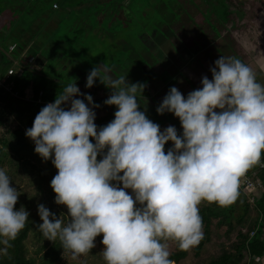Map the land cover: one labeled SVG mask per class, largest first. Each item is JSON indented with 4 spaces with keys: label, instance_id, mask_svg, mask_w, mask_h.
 Masks as SVG:
<instances>
[{
    "label": "clouds",
    "instance_id": "9594fccd",
    "mask_svg": "<svg viewBox=\"0 0 264 264\" xmlns=\"http://www.w3.org/2000/svg\"><path fill=\"white\" fill-rule=\"evenodd\" d=\"M214 65L202 87L185 97L172 86L156 109L178 117L182 134L171 125L162 130L140 110L138 95L146 84L114 77L102 63L89 72L86 87L99 79L111 90L104 101L116 106L109 123H95L94 109L101 105L76 83L42 107L26 136L35 153L58 170L51 187L55 203L67 208L65 222L64 214L57 217L38 205V229L45 239H58L76 258L87 256L102 234L106 264H175L169 241L181 251L201 242L199 205H230L242 177L264 166V84L236 57L221 56ZM169 141L173 146L166 149ZM19 196L0 168L4 255L29 220L25 207L16 208Z\"/></svg>",
    "mask_w": 264,
    "mask_h": 264
},
{
    "label": "trees",
    "instance_id": "16d2710c",
    "mask_svg": "<svg viewBox=\"0 0 264 264\" xmlns=\"http://www.w3.org/2000/svg\"><path fill=\"white\" fill-rule=\"evenodd\" d=\"M93 1L98 2V6H96L97 14L103 12L104 18L101 19L104 20L106 23L105 27L107 26L108 29L103 26V21L100 28L93 25L92 21L89 22L85 19L82 25L78 20L76 21L77 14L75 15L76 22L74 26L70 24L71 26L67 31L70 37L65 41L63 40V44H58L65 47V53L63 54L60 50L62 53L59 52L60 54L57 57H60L65 63L66 60L70 61L69 69L71 75L67 80L56 79L51 74L43 72L39 68H34L32 64H42L41 60L35 59L33 56L35 54L31 55L27 53L25 57L27 58L26 61H21L23 54L27 52L26 45L30 43V39L14 41L12 32L8 36L6 33L4 34L6 39L12 40V45L9 42L7 49H5L9 56L5 54L6 52L0 50V62L3 64L2 66L0 65V80L4 78L10 67L15 69L20 68L21 71L19 73L16 70L3 84H0V128L6 127L4 128V133L0 134V168L11 165L10 168L14 166L17 170L20 169V166L24 167V169L29 168L31 171L36 169L37 177L34 178V181H36V187L40 192L43 189L52 191L51 180L58 171L51 160L44 161L35 153L34 142L26 136V130L32 127L34 119L42 107L49 102H54L57 94L62 93L68 83H76L82 93L90 94L94 102L101 105L99 108L94 109L96 112L95 123L98 126L102 127L114 119L116 106L104 104L111 90L101 84L99 79L96 80L93 87H86L87 75L94 68L93 62L96 60V57L93 55L95 53L94 49L88 46V38L91 35H94L95 38L99 36V39L108 38V40H112L113 42L117 39L121 41V47H113L120 49L117 55L110 58L109 61H106L102 57L98 59L99 64H106L111 69L114 77L127 76V80L132 83L140 82L146 85L151 81L155 82L157 78L161 83L167 84L172 79V76L167 71L156 74L153 69L164 55L157 45V41L160 42L161 39L167 40L164 28L173 33L178 27L189 24V21H195L189 11L190 7H194L202 18L200 29L202 30L203 25H205L212 32V35L208 36L204 31L200 30V33L207 41V44L201 47L203 49L205 46L213 44L215 38L221 37V29H224L227 23H231V27L234 25L233 14L237 16V19L243 17V12L230 8L228 0H200L199 3H196L194 0H155L156 3H154V0H143L142 8L138 3L139 0H128L126 4L124 3L125 0H44L43 4L50 11H61L66 15L67 13L70 14L72 10L77 12L78 9H81L82 11L84 10L82 16L85 18L90 15V11L85 12L83 5L90 4ZM186 1L190 3V7L185 6ZM0 3H2V0H0ZM54 3L58 5L57 8L53 7ZM154 7L156 8L153 9ZM132 13L138 14L142 18V24H144L143 28L138 31L139 34L143 33L142 49L136 48L131 44L133 35H129V33L136 28V21L129 19ZM127 20H130L131 23L127 22ZM117 25L121 26V38L118 37L119 30H117ZM194 25L198 26L196 22ZM130 27L131 29H129ZM195 42L200 48V41L195 40ZM55 44L57 45V43ZM233 57L241 60L238 55H234ZM5 58L7 60L3 62ZM79 65H85L87 70L80 73L81 69L79 70ZM160 74H164V76H158ZM10 81L13 84L11 90H7L5 85ZM29 87L32 90L33 97L26 99L25 91ZM39 91L43 92L41 103L36 101ZM149 94L150 92L147 91L146 86L143 94L140 93L138 95L141 105L140 110L145 111L148 118L150 119L151 117L152 121L158 123L161 128L168 123L178 125V118L176 116L169 115L168 112L161 115L156 111L161 101ZM75 98L84 99L83 96H76ZM85 103H88L87 100H85ZM64 106L68 107V105ZM89 106L91 107V105ZM9 123L10 126L8 125ZM178 134L180 133L178 132ZM34 159L44 162L46 167L45 173L36 167L33 162ZM12 177H17L18 180L22 178L21 175H17L15 172L12 174ZM27 204L28 202H25V205ZM199 210L203 218L204 238L197 246L193 247L194 255H199L204 245L210 240L213 225L223 229L224 235L227 237L235 233V240L231 243V250L222 249L217 256L210 259L206 264H255L251 256L263 255L264 192L258 195L253 206L247 202L246 197L239 190L237 199L230 205L219 206L217 203L205 201L199 205ZM250 210H254L255 215L249 222ZM30 217L31 215L26 227L11 242L12 247L7 250L8 254L4 255L0 251V264H35V261L29 259L26 255L25 241L28 234L36 230L39 223L30 219ZM244 228H246L245 231L243 230ZM251 230L254 231V234L249 237V231ZM173 243L174 250L171 251L170 258L175 263H178L187 256L188 251L179 250L176 243ZM2 248L3 246L0 245V249ZM65 252L67 251L63 249L60 241L57 239L56 242H51L44 251L40 257L39 264H61V258H63Z\"/></svg>",
    "mask_w": 264,
    "mask_h": 264
},
{
    "label": "rangeland",
    "instance_id": "374dc122",
    "mask_svg": "<svg viewBox=\"0 0 264 264\" xmlns=\"http://www.w3.org/2000/svg\"><path fill=\"white\" fill-rule=\"evenodd\" d=\"M43 1L44 0H2V3H0V50L6 52L5 49H7L8 43L10 42L11 44L12 42V40L9 41L8 38L6 39V36L4 37L5 33L8 36V34L12 32L14 41H19V39H30V43L26 45L27 52L26 54H23L21 61H26L27 58L25 57L27 53H30L31 55L35 54L33 55L35 59L41 60L42 64H32L34 68H39V70L41 69L43 72L51 74L56 79L67 80L71 75L69 69L70 61L66 60L65 63L64 60L57 57L60 53H65V47L58 44H63L62 41H65L70 37L69 34H67L68 28L71 25L74 26L77 20L82 25L84 19L89 22L92 21L93 25L98 28L101 27L103 21L102 24L105 27L106 23L101 19L104 18L103 12L97 14L96 6H98V2L93 1L90 4L83 5L85 12L90 11V15L87 17L84 18L82 16L84 10L82 11L81 9H78L77 12L72 10L70 14L67 13L66 15L61 11L56 12L48 10L43 4ZM142 1L143 0H139L138 2L141 8L143 7ZM194 1L196 3L200 2V0ZM228 1L231 9L243 12V17L237 19V16L233 14L234 25L231 27V23H227L225 28L221 29V37L215 38L213 44L205 46L203 49H201V47L207 44V41L200 33L202 18L197 9L190 7L189 2L186 1V4L184 3L185 6L187 5L190 7L189 11L195 21H189V24L178 27L173 33L169 32L167 28L163 29L167 35V40L161 39L160 42L157 41V45L164 55L160 58L159 62L156 63L153 69L156 74L167 71L168 74L172 76V79L167 84L161 83L157 78L155 79V82L151 81L147 85V91L150 92L149 95L155 99L157 97L162 102L170 88L175 86L186 97L190 91L202 87L201 80L204 75H207L209 79L212 78L210 68L215 66V60L221 56H240L244 63L254 69L257 74L258 82L262 84L264 83V1ZM127 2L128 0L124 1L125 4ZM154 3H156L155 0ZM155 8L156 7L153 9ZM76 14L77 18L75 21L74 17ZM129 17L131 21H136V28L132 30L134 32L131 31V33H129V35H133L131 44L136 48L142 49L143 33H138L144 25L142 24V18L134 13ZM127 22H130V20H127ZM195 22L198 26L194 25ZM116 27L117 30H119L118 37L121 38V26L117 25ZM105 28H107V26ZM202 28L201 31H204L208 36L212 35L208 26L203 25ZM129 29H131V27ZM195 40L200 41V48ZM54 42L57 43V45ZM121 45L122 43L118 39L113 42L112 40H108V38L99 39V36L95 38L94 35H91L88 38V46L95 51L93 55L96 57V60L93 62V66L96 67L99 65L98 59L100 57L109 61L110 58L117 55L120 50L119 48L113 47H121ZM5 54L8 55L7 52ZM6 60L7 59L5 58L3 62ZM0 65L2 66L3 64L0 62ZM80 69L82 71H79L80 73L87 70L85 65H79V70ZM158 76L163 77L164 74ZM155 83L156 85H154ZM168 113L175 117L173 113ZM150 119L152 120L151 117ZM177 122L178 125L175 123H168L165 124L164 127L166 128L170 125L175 126L177 131L182 134L181 132H183V129L179 118ZM8 125L10 126V123ZM4 128L6 127L0 128V134L4 133ZM33 162L39 170H42L44 173L46 172V167L43 161L34 159ZM8 166L6 165L1 168L6 170L12 180V185L20 192L19 201L16 205L17 210L21 206L25 207L31 215L30 219L37 221L39 224L42 223L38 214V205L41 203L49 208L51 212L55 213L57 217L61 214L66 216L67 208L64 205H58L55 203L56 194L53 189H51L52 191L49 189L48 191L43 189L42 192L37 189L36 181H34V178L37 177L36 169L31 171L29 168L24 169V167L20 166V169L17 170L14 166L11 168V165ZM11 172L12 174L15 172L17 175H21L22 178L20 180H18L17 177L13 178ZM128 191L131 193V190ZM25 202H28V204L25 205ZM254 215V210H250L249 222L253 219ZM65 222H67V217ZM243 230H246V228ZM102 238V235L96 238V247L93 248L87 256L74 258L70 251L65 252L63 258H61V264H106L101 254L104 247L101 243ZM234 240L235 233H232L230 237H227L224 235L223 229L217 228L213 225L211 228L210 240L204 245L199 255H194L193 248H191L188 251L187 256L175 264H206L210 259L217 256L222 249L231 250V243L234 242ZM51 242L52 241L45 239L37 227L35 231H31L28 234L25 241L27 257L33 259L35 264H39L40 257ZM168 243L171 252L174 250V243L171 241ZM255 264L264 263L256 261Z\"/></svg>",
    "mask_w": 264,
    "mask_h": 264
},
{
    "label": "built area",
    "instance_id": "2783aa9c",
    "mask_svg": "<svg viewBox=\"0 0 264 264\" xmlns=\"http://www.w3.org/2000/svg\"><path fill=\"white\" fill-rule=\"evenodd\" d=\"M16 70L19 73L21 71L20 68L15 69L13 67H10L7 70V74L4 76V78L0 80V84H3L5 82V80H7L10 77V75H12L14 72H16ZM12 84H13L12 81L7 83V85H5L6 89L11 90ZM42 94H43V92L39 91L37 99H36V101L38 103L42 102V99H41ZM32 97H33L32 90L29 87L25 91V98L31 99ZM164 128L165 127L161 128V129L163 130ZM172 146H173V144L171 141H169L168 144L166 145L167 148H171ZM262 163H264V160H262ZM239 190L244 194V196L247 199V202L253 206L258 195L261 194L262 192H264V166L257 165L255 167L251 168L247 172V174L244 177H242L241 182H240V186H239ZM253 234H254L253 230L249 231V237H251ZM251 259L254 262L257 261L259 263H264V253L261 256L253 255V256H251Z\"/></svg>",
    "mask_w": 264,
    "mask_h": 264
}]
</instances>
